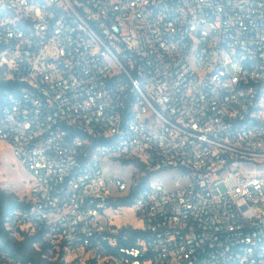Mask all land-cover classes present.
<instances>
[{"label": "built area", "instance_id": "2783aa9c", "mask_svg": "<svg viewBox=\"0 0 264 264\" xmlns=\"http://www.w3.org/2000/svg\"><path fill=\"white\" fill-rule=\"evenodd\" d=\"M2 142L0 264H264V0H0Z\"/></svg>", "mask_w": 264, "mask_h": 264}, {"label": "rangeland", "instance_id": "374dc122", "mask_svg": "<svg viewBox=\"0 0 264 264\" xmlns=\"http://www.w3.org/2000/svg\"><path fill=\"white\" fill-rule=\"evenodd\" d=\"M104 171L108 176H115L124 179L130 186L132 185L135 173L139 170L134 164H128L124 167L121 161L107 162L104 165ZM178 178L176 172H166L155 175L151 182L153 184L163 183L168 190L174 188V181ZM0 185L2 188L13 192L15 195L25 197L31 191V180L30 175L23 167V165L15 158L9 145L5 142L0 143ZM110 192L114 196L124 197L128 195L129 190L120 191L116 185L109 186ZM131 221L136 223V219L131 210H127L124 217L117 219V222ZM34 258L37 255L34 253ZM40 264H57L53 261H47ZM76 264H101V263H90L79 262Z\"/></svg>", "mask_w": 264, "mask_h": 264}, {"label": "trees", "instance_id": "16d2710c", "mask_svg": "<svg viewBox=\"0 0 264 264\" xmlns=\"http://www.w3.org/2000/svg\"><path fill=\"white\" fill-rule=\"evenodd\" d=\"M148 183V176L141 177L138 184L133 188V190L130 192V194L122 199L123 204L131 205L139 191L144 188ZM24 204L23 201L19 199V196L15 195L13 192H10L9 190L2 188L0 185V218L7 213L12 208H16L19 206H22ZM137 232H133V236L136 235ZM132 238V237H131ZM35 239L32 237H26L24 241H22L20 244L15 242L13 239L9 238V235H0V242H4L7 246H9L11 253L13 255H20L25 254L27 252V249L29 246L33 243ZM11 243L15 245V249H12Z\"/></svg>", "mask_w": 264, "mask_h": 264}]
</instances>
